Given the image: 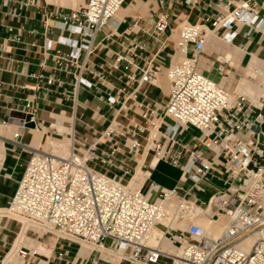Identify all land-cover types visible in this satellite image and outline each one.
I'll return each instance as SVG.
<instances>
[{
    "label": "built area",
    "instance_id": "obj_1",
    "mask_svg": "<svg viewBox=\"0 0 264 264\" xmlns=\"http://www.w3.org/2000/svg\"><path fill=\"white\" fill-rule=\"evenodd\" d=\"M126 2L87 0L59 16L63 28L81 36V46L89 55L97 32L118 22ZM258 18L257 7L242 1L233 11L215 17L211 29L204 23L181 22L178 58L164 71L170 82V97L161 113L158 108L139 104L145 124L132 130L114 118L84 152L75 149L74 140L72 152L65 156L31 148L6 216L22 220L27 232L88 243L96 252L105 248L126 264H160L163 259L165 264H264V131L256 130L264 122V114L247 94L230 91L200 68L209 31L218 27L232 29L236 21L255 24ZM170 26L168 19L161 18L154 32L163 34ZM134 47L143 48L140 44ZM77 59L79 53L68 57L59 51L57 69L70 72ZM121 61L133 65L127 55L118 54L115 65ZM217 62L219 72L226 74L229 59L219 56ZM83 68H78L76 81L92 86L82 77ZM138 68L141 75L130 76L138 84L153 81L162 71L150 63ZM250 72L264 86V68L251 66ZM108 100L116 102L115 97ZM32 119L36 121L33 114ZM190 127L200 134L193 136L191 144L183 143L180 136ZM241 133H248V137ZM144 135L156 161L180 166L185 178L192 181L185 193L179 187L166 188L151 181L150 195L143 189L142 178L136 186L130 185L127 176L134 171L129 166L122 174H109L91 165L93 160L103 165L110 163L115 149L100 156L98 145L103 140L116 137L136 152L145 148ZM207 151L210 157L205 156ZM185 152L189 155L183 161ZM214 173L222 176L225 188L206 199L197 195V191L208 190L204 181ZM203 215L214 220L223 216L226 223L218 236L202 226ZM159 227L163 237L152 242V231ZM163 239L170 243L172 251L164 247ZM107 240L109 246L105 245ZM17 253L25 257L36 255L37 250L22 245ZM85 264H100V256H92Z\"/></svg>",
    "mask_w": 264,
    "mask_h": 264
},
{
    "label": "crops",
    "instance_id": "obj_2",
    "mask_svg": "<svg viewBox=\"0 0 264 264\" xmlns=\"http://www.w3.org/2000/svg\"><path fill=\"white\" fill-rule=\"evenodd\" d=\"M242 1L257 7L258 21L255 24L236 21L232 29L218 27L209 31L200 68L230 91L247 94L264 114V95L257 97L247 86L250 83L256 87L246 72L251 63L264 68V0H127L118 14V22L97 32L89 55L81 46V36L63 28L59 16L87 0H0V264H34L30 257L15 253L22 245L37 250L36 255L30 254L38 261L35 264H85L92 256H100V264H126L106 249L96 252L83 243L52 234L27 232L21 221L6 216L5 208L25 171L31 148L50 149L51 141L67 142L72 133L75 149L84 152L114 118L132 130L145 124L139 104L158 108L161 113L170 97V82L164 71L178 58L180 23H204L211 29L215 17L233 11ZM161 18L168 19L171 26L156 35L155 23ZM136 44L143 48H135ZM59 51L68 57L79 53L70 72L57 69ZM118 54L127 55L133 65L121 61L116 66ZM219 56L230 61L226 74L218 70ZM149 63L162 69L153 81L138 84L130 79L131 74L140 76L138 67ZM81 66L82 77L92 86L76 81ZM244 79L248 81L242 84ZM109 97H115L116 102L110 103ZM14 110L32 113L37 122L35 127L27 126L22 131L21 140L14 138L22 121L13 117ZM254 111L257 113V108ZM156 122L160 124L158 116ZM256 130L264 131V122ZM199 134L198 129L190 127L180 140L191 144L193 136ZM240 135L248 137V133ZM261 141L264 149V134ZM142 143L145 148L131 152L124 140L107 138L98 148L100 156L115 149L110 163L103 165L93 160L91 165L109 174H122L129 166L142 178L143 189L150 195L151 181L166 188L179 187L185 193L192 181L185 178L182 168L166 160L156 161L146 135ZM188 155L184 153L183 161ZM210 155L205 152L206 157ZM204 185L206 192H196L203 198L225 188L219 173L210 175ZM105 245L109 246L110 241ZM160 264H165V260Z\"/></svg>",
    "mask_w": 264,
    "mask_h": 264
},
{
    "label": "bare ground",
    "instance_id": "obj_3",
    "mask_svg": "<svg viewBox=\"0 0 264 264\" xmlns=\"http://www.w3.org/2000/svg\"><path fill=\"white\" fill-rule=\"evenodd\" d=\"M251 66H256V64H250V66L248 67V71L250 72V67ZM262 87V86H261ZM4 124H9V122H3ZM11 126V125H10ZM55 126V125H54ZM53 128L55 130H60V132H66V131H61V128L62 127H59L58 129V126L57 127H54ZM64 128V127H63ZM27 129V125L24 124V121H20V124L18 125L17 127V131L14 133V138L17 136V135H22V131L23 130H26ZM45 129V128H44ZM65 129V128H64ZM71 132V131H70ZM24 134V133H23ZM70 140V141H69ZM67 142H59V141H51V148H50V152L54 153V154H57V155H62V156H65V155H68L69 153L72 152V146L71 144L69 145L68 143H72V133H70V138ZM73 144V143H72ZM149 154V153H148ZM130 185L131 186H136L140 180V178L138 177L137 174H132L130 177ZM141 183V181H140ZM7 212V208H5V211L4 213L6 214ZM217 221H214L213 218L209 217L208 215H203L201 220H200V223L202 224V226L206 229V231L211 234V235H214V236H218L222 230L224 229V226H225V223L226 221L224 220L223 216L222 215H219V217H216ZM219 221V222H218ZM22 222V220H21ZM23 224V222H22ZM24 225V224H23ZM26 225V224H25ZM24 225V226H25ZM27 227V225H26ZM25 228V227H24ZM163 229L162 228H156L152 231V242H155V238H156V242L158 240V238H161L163 237ZM163 245L164 247L167 249V250H173V247L170 245V243H168V241H166L165 239H163ZM249 245H251V240H249ZM83 246H87L89 248H93V245L91 244H88V243H83ZM103 250H105V248H101ZM17 255V250L15 252ZM12 255V254H11ZM16 258V257H15ZM6 261V260H5ZM16 262V261H15Z\"/></svg>",
    "mask_w": 264,
    "mask_h": 264
},
{
    "label": "rangeland",
    "instance_id": "obj_4",
    "mask_svg": "<svg viewBox=\"0 0 264 264\" xmlns=\"http://www.w3.org/2000/svg\"><path fill=\"white\" fill-rule=\"evenodd\" d=\"M246 72H248L249 74H251V72L248 71V68L246 69ZM250 79H251L252 83H254V84H252V85H256V87L253 88V87L251 86L250 83L247 84V86H249L250 89H252L253 92H255L257 95H259V96H257V97H260V96L264 95V86L260 84L259 80L255 79V78H252V77H251ZM247 81H248V79H244V80H242V84H243V83L245 84ZM257 85H258V86H257ZM261 86H262V87H261ZM13 117H14V118H18V117H16V116H13ZM7 121H8V120H7ZM51 127H52V126H49L48 128H51ZM0 140H2L1 137H0ZM20 140H21V137H20ZM45 149H46V150H50V149L47 148V147H45ZM204 197L206 198L207 195L205 194ZM214 221H217V220H214ZM218 222H219V221H218ZM25 257H30L31 262L34 263V264L38 262L34 256L27 255V256H25Z\"/></svg>",
    "mask_w": 264,
    "mask_h": 264
},
{
    "label": "water",
    "instance_id": "obj_5",
    "mask_svg": "<svg viewBox=\"0 0 264 264\" xmlns=\"http://www.w3.org/2000/svg\"><path fill=\"white\" fill-rule=\"evenodd\" d=\"M13 116H16L24 121L25 125L29 127H35L37 125L36 121L32 119V113L30 112L14 110Z\"/></svg>",
    "mask_w": 264,
    "mask_h": 264
}]
</instances>
